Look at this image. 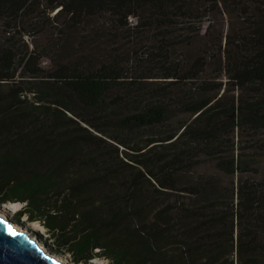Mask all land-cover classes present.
Segmentation results:
<instances>
[{
    "label": "trees",
    "instance_id": "1",
    "mask_svg": "<svg viewBox=\"0 0 264 264\" xmlns=\"http://www.w3.org/2000/svg\"><path fill=\"white\" fill-rule=\"evenodd\" d=\"M226 9L241 11L243 27L225 28ZM218 15L222 27L205 29ZM102 19L110 37L156 34L159 57L181 45L199 55L149 89L154 77L130 78L114 57L93 70L67 56L47 72L44 59L65 49L26 41L31 25L71 39ZM0 29V206L22 204L17 219L39 222L74 264H264L260 154L232 153L236 134L264 130V0H0ZM143 92L192 120L132 146L124 131L166 127L177 114L142 107Z\"/></svg>",
    "mask_w": 264,
    "mask_h": 264
},
{
    "label": "rangeland",
    "instance_id": "2",
    "mask_svg": "<svg viewBox=\"0 0 264 264\" xmlns=\"http://www.w3.org/2000/svg\"><path fill=\"white\" fill-rule=\"evenodd\" d=\"M254 8V5H252V9ZM241 11L237 9H226V12L223 16L218 15L215 16H208L209 18L206 19L208 22L204 25V28L206 29L209 23L211 25H215L219 28L222 27V19L225 21L226 29H228L229 24L232 22L234 25L238 27H243L242 21L244 20L241 16ZM253 12V10H252ZM54 15V14H53ZM210 20V22H209ZM107 19H102L99 21H96V23L86 31H81L80 33H76L71 39L68 36H59V32L56 29V27H52L50 24V30L46 31L44 34L37 33L35 26L31 25V28L33 31H31L30 35H26V41L30 45V49L34 47H38L39 49H46L49 50L52 47L61 46L62 50L65 51L62 53H59V51L50 53L49 57H46L43 61V67L47 69V72H51V70H54L57 65L58 61L62 62L64 57L70 56L72 60H77L81 65H83L85 68L97 70L100 68V66L104 63H107V59L115 58L117 60H122L123 66L126 69L127 76L130 78H136L141 77L142 75H148L152 76L154 78L149 79L146 81L145 87L149 89H153L155 87H158L161 85L164 80V74H167L170 69H173L177 66V64H183L186 63V55H199V47L191 49L187 48L184 45L179 46L176 48V51H172L171 49H168L167 54L165 57H159L157 56V47H155V44H157V38L156 34L149 33L146 35L142 34H121L118 35L117 38L110 37L107 35ZM1 31V29H0ZM119 37V38H118ZM117 39V40H116ZM155 48V49H154ZM61 49H57L60 50ZM154 49V51H153ZM157 54V55H156ZM185 56V57H184ZM158 61H157V60ZM184 68V66H183ZM215 69V66H211L209 68L210 74V80H215L213 76L216 74L213 72ZM48 79V78H47ZM171 80V79H170ZM172 81V80H171ZM219 81V79H217ZM181 90H184L187 92L189 98H194L197 96L196 89L191 88L190 85L187 86H181ZM119 93L118 90H114V92L111 94L112 96H115ZM235 95H237V92H235ZM228 99L232 101L234 99V92L228 93ZM139 101V104H142L143 106L150 105V104H157L158 103H164L168 104L172 109H174V112L177 114L173 117V119L168 123L166 127L162 128H149V129H143L140 133H135L134 135H131L127 131L123 132V138L127 139V141L132 146H137L140 144H144L147 140L157 137L159 132L167 131V130H174L179 128L184 122L188 120H192V117L189 113H183L180 112L178 107H175V104L172 100H166V99H160L156 100V98H153L151 93L143 92L141 94H138V96L135 98ZM142 103H141V102ZM155 102V103H154ZM107 130L110 134L118 132L114 127H108ZM125 136V137H124ZM161 136V135H160ZM250 136V135H249ZM235 144L236 147L232 150V153H235V155H238L239 153L243 154H249V155H256L260 154L258 157V163L263 169V175H264V149L263 150H247L244 149L246 146H250L252 144H260L264 147V130L259 134L255 135V137H246V138H239L238 135H235ZM232 140L233 135L225 136L223 138V141L225 140ZM258 141V142H257ZM238 142H240L238 144ZM243 148V150H242ZM123 147L121 148V150ZM131 152V151H130ZM131 154H133L131 152ZM211 167V166H209ZM210 168H203L199 171L204 173L208 172ZM211 173L212 171L209 170ZM208 172V173H209ZM247 175H241L238 174L235 176V181L239 182V180L242 179V177H246ZM248 176L253 180V175L248 174ZM264 177V176H263ZM254 178H260V177H254ZM229 178H225V182L221 183V186H226V184H229ZM231 180L232 177H231ZM1 207H5L4 205H1ZM0 207V208H1ZM22 208V204H21ZM3 209V208H2ZM8 211L7 208H4ZM8 213L10 215H13V218L16 219L19 223L24 222L26 225L24 227H28L30 222L26 221V217H23L21 219H17V215L13 214L12 212ZM20 225V224H18ZM21 226V225H20ZM32 227V226H31ZM31 232L35 233V235L40 239V243L46 247V249H49L51 252L55 253L58 257L64 258L70 262L73 263L71 257L69 254H65L64 252H58L52 250V243L51 240L46 232V230H42L41 228L38 230H31ZM41 238H40V236ZM89 264H108L107 260L103 259H97L93 260Z\"/></svg>",
    "mask_w": 264,
    "mask_h": 264
},
{
    "label": "water",
    "instance_id": "3",
    "mask_svg": "<svg viewBox=\"0 0 264 264\" xmlns=\"http://www.w3.org/2000/svg\"><path fill=\"white\" fill-rule=\"evenodd\" d=\"M14 223L20 224L21 230ZM25 225L12 216L0 215V264H74L46 249Z\"/></svg>",
    "mask_w": 264,
    "mask_h": 264
},
{
    "label": "bare ground",
    "instance_id": "4",
    "mask_svg": "<svg viewBox=\"0 0 264 264\" xmlns=\"http://www.w3.org/2000/svg\"><path fill=\"white\" fill-rule=\"evenodd\" d=\"M5 208H7L8 209V211L9 212H12L13 214H15L16 213V211L17 210H19L20 208H21V204L20 203H7V204H5ZM8 211L6 210V209H1L0 210V215L1 216H4V217H6V218H9V217H13V215H10L9 213H8ZM15 224V226H16V228H18L19 230H21V226L20 225H18L17 223H14ZM29 226L31 227L30 228V231L31 230H38V229H42V230H45V228L39 223V222H30V224H29ZM22 229H24V228H22ZM39 239V238H38ZM40 240V239H39ZM42 243V242H41ZM95 260V259H94ZM67 261V260H66Z\"/></svg>",
    "mask_w": 264,
    "mask_h": 264
},
{
    "label": "built area",
    "instance_id": "5",
    "mask_svg": "<svg viewBox=\"0 0 264 264\" xmlns=\"http://www.w3.org/2000/svg\"><path fill=\"white\" fill-rule=\"evenodd\" d=\"M132 21V20H131Z\"/></svg>",
    "mask_w": 264,
    "mask_h": 264
}]
</instances>
